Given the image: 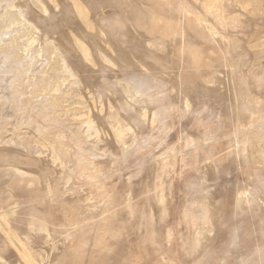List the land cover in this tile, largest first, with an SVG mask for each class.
<instances>
[{
    "label": "rangeland",
    "instance_id": "obj_1",
    "mask_svg": "<svg viewBox=\"0 0 264 264\" xmlns=\"http://www.w3.org/2000/svg\"><path fill=\"white\" fill-rule=\"evenodd\" d=\"M0 264H264V0H0Z\"/></svg>",
    "mask_w": 264,
    "mask_h": 264
}]
</instances>
